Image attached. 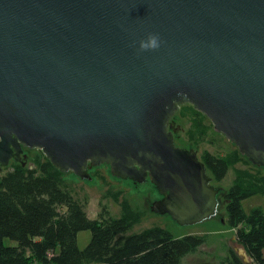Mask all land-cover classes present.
<instances>
[{"label": "water", "instance_id": "95a60500", "mask_svg": "<svg viewBox=\"0 0 264 264\" xmlns=\"http://www.w3.org/2000/svg\"><path fill=\"white\" fill-rule=\"evenodd\" d=\"M185 103L264 167V0H0V169L24 148L81 178L108 163L152 181L151 211L224 223L223 188L174 142Z\"/></svg>", "mask_w": 264, "mask_h": 264}, {"label": "trees", "instance_id": "16d2710c", "mask_svg": "<svg viewBox=\"0 0 264 264\" xmlns=\"http://www.w3.org/2000/svg\"><path fill=\"white\" fill-rule=\"evenodd\" d=\"M177 117L187 122L182 132L190 144L212 141L211 135H220L210 119L189 103L178 107ZM199 159L217 182L229 168L233 170L234 178L224 194L225 221L234 229L236 243L251 263L264 264V211L256 206L246 213L242 207L245 198L264 195V173L259 167L249 166L250 161L238 148L225 154L203 149ZM120 196V191L112 194L120 207L118 216L111 215L108 206L100 202L97 217L90 218L65 172L42 151L30 163L13 162L0 173V264H182L185 255L205 243L206 235L175 237L158 225L132 231L141 223L144 212ZM82 230L91 232L84 248L77 243ZM6 237L17 245H5ZM224 264L243 262L230 249Z\"/></svg>", "mask_w": 264, "mask_h": 264}, {"label": "rangeland", "instance_id": "374dc122", "mask_svg": "<svg viewBox=\"0 0 264 264\" xmlns=\"http://www.w3.org/2000/svg\"><path fill=\"white\" fill-rule=\"evenodd\" d=\"M174 126L179 125L177 132H173L175 145L181 148L193 149L198 157L203 149H207L213 153L225 154L226 152L237 148V146L224 134L211 135L212 141H204L198 145L188 143L184 139L182 130L187 126L184 119L175 118V115L170 120ZM41 151L38 148L27 149L23 161L30 163L34 155ZM43 153V152H42ZM44 154V153H43ZM14 161L10 160L7 166L0 169V173L5 172L10 168ZM251 163V162H250ZM249 166H255L251 163ZM242 167V164H238ZM264 173V167L259 166ZM86 172L89 178H81L73 171H66L65 177L68 179L75 196L85 203V209L90 218L97 217L100 211V202L108 206L111 215L118 216L120 214L119 205L113 200L112 194L120 191L121 196L125 197L134 209L144 212V216L140 224L135 225L132 231H139L142 228L158 225L168 229L175 237H180L187 234H200L206 235V241L199 246L195 251L185 255L182 258V264H199V263H212L224 264L228 256L229 250L232 249L236 255L241 259L243 264H252L251 259L247 256L244 249L236 243L234 236V229L226 224V201L224 194L229 188L234 178V173L229 168L227 174L221 182H217L211 178V185L214 187H222L224 193L221 195L219 190L218 199L224 202L222 209L219 213H224V223L219 221L217 217H211L203 220L202 222L190 225H181L173 220L168 214H158L151 211V204L155 200L161 198L160 193L156 186L147 177L143 182H134L131 179H122L116 177L110 171L108 163H101L99 165H90ZM221 195V196H220ZM261 206L264 211V195L256 194L242 200V207L246 213H249L253 207ZM91 232L89 230H82L77 235V243L80 248H84L89 242ZM5 245L15 246L17 242L10 238H4Z\"/></svg>", "mask_w": 264, "mask_h": 264}, {"label": "clouds", "instance_id": "9594fccd", "mask_svg": "<svg viewBox=\"0 0 264 264\" xmlns=\"http://www.w3.org/2000/svg\"><path fill=\"white\" fill-rule=\"evenodd\" d=\"M158 47V38L155 35H150L147 42H141V48H156Z\"/></svg>", "mask_w": 264, "mask_h": 264}, {"label": "flooded vegetation", "instance_id": "af4514ba", "mask_svg": "<svg viewBox=\"0 0 264 264\" xmlns=\"http://www.w3.org/2000/svg\"><path fill=\"white\" fill-rule=\"evenodd\" d=\"M27 149H28V148H24V149H23V150H24V154H26ZM12 161H13V160H12Z\"/></svg>", "mask_w": 264, "mask_h": 264}]
</instances>
